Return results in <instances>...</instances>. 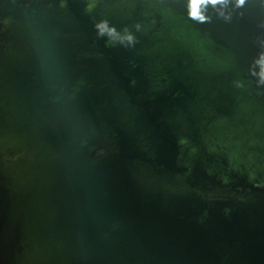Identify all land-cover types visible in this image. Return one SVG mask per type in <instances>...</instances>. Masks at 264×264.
<instances>
[{"label": "water", "instance_id": "95a60500", "mask_svg": "<svg viewBox=\"0 0 264 264\" xmlns=\"http://www.w3.org/2000/svg\"><path fill=\"white\" fill-rule=\"evenodd\" d=\"M86 3L0 0V264H264V97L231 83L256 6L195 25L165 0L126 50L91 16L149 4Z\"/></svg>", "mask_w": 264, "mask_h": 264}, {"label": "clouds", "instance_id": "9594fccd", "mask_svg": "<svg viewBox=\"0 0 264 264\" xmlns=\"http://www.w3.org/2000/svg\"><path fill=\"white\" fill-rule=\"evenodd\" d=\"M149 7L142 12L143 20L135 22L131 27L124 25L117 28L107 18L96 19L91 16L93 28L98 39H104L110 47H121L126 50H133L141 42L137 33L147 34L155 28L162 20L171 19L174 16L172 9H164L159 15L151 11L157 4L165 3V0H145ZM97 0H87L85 11L89 14L93 11ZM256 6L258 15L256 28L259 33L255 35L251 43L257 49L251 58L247 68V81L243 79H233L232 86L235 89L246 90L249 84H254L253 89L256 96L264 97V0H184L187 19L195 25H210L214 21H221L226 25L242 21L248 15L245 8L249 4ZM68 0H59V8L66 9ZM203 35L211 44V31H204ZM227 67V65H226ZM135 83V81H133ZM97 155H103L101 149ZM19 157H13L18 159ZM255 171H250L249 177L255 180Z\"/></svg>", "mask_w": 264, "mask_h": 264}]
</instances>
